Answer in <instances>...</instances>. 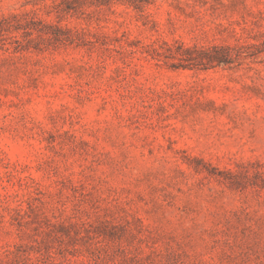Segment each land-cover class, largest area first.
I'll use <instances>...</instances> for the list:
<instances>
[{"label":"rangeland","instance_id":"rangeland-1","mask_svg":"<svg viewBox=\"0 0 264 264\" xmlns=\"http://www.w3.org/2000/svg\"><path fill=\"white\" fill-rule=\"evenodd\" d=\"M0 264H264V0H0Z\"/></svg>","mask_w":264,"mask_h":264}]
</instances>
